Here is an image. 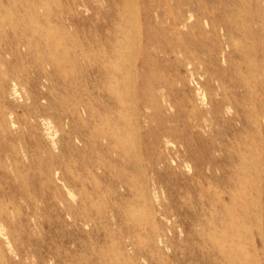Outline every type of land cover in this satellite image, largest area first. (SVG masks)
Masks as SVG:
<instances>
[{
  "label": "rangeland",
  "instance_id": "rangeland-1",
  "mask_svg": "<svg viewBox=\"0 0 264 264\" xmlns=\"http://www.w3.org/2000/svg\"><path fill=\"white\" fill-rule=\"evenodd\" d=\"M141 5L152 23L154 8L168 14L184 7L185 25L166 37L183 39L198 62L189 68L175 57L171 64L160 63L161 74L170 75L168 67L176 66L184 81L177 83L175 106L162 110L165 118L175 114L176 135L152 143L153 164L145 159L139 170L126 158L100 169L90 146V120L71 122L59 113L71 107L75 95L35 68L46 50L60 56L66 45L69 56L60 59L59 71L71 74L79 68L73 51L85 53L87 37L103 31L99 22L119 23L125 11ZM0 9V41L13 31V58L0 54V264H207L211 243L202 240H208V215L176 219L167 186L182 181L176 170L193 175L211 162L230 168L243 152L247 162L259 155L264 189V0H0ZM61 10L72 13L76 30ZM86 97L78 105L84 117V106L90 109ZM179 139L190 145L191 159L171 170V161L183 152ZM200 155L205 163L197 166ZM157 172L165 174L163 183H156ZM250 184L248 193L255 196ZM162 203L168 204L167 214L160 211ZM252 208L249 204V212ZM147 210L151 217L144 215ZM171 222L172 246L160 240L170 235ZM236 223V216L227 217L225 232H236L231 225ZM247 225L231 247L242 253H226L218 264H264L259 228Z\"/></svg>",
  "mask_w": 264,
  "mask_h": 264
},
{
  "label": "bare ground",
  "instance_id": "bare-ground-1",
  "mask_svg": "<svg viewBox=\"0 0 264 264\" xmlns=\"http://www.w3.org/2000/svg\"><path fill=\"white\" fill-rule=\"evenodd\" d=\"M160 7L153 9L156 23H152L149 11L143 5L137 6L133 13L125 11L119 23H114L112 19L98 21L103 31H93L87 37L85 53L82 50L73 51L72 57L78 60L79 68L71 74L65 70L59 71L60 59L69 56L66 45L60 56L51 48L46 50L45 59L40 60L37 65L39 67L35 68L38 75L41 73L49 82H61L65 93L70 90L71 94L75 95L71 107L59 113L61 116H68L71 122L77 119L90 120L93 134L89 140L90 146L97 151L94 164L100 169L107 168L108 164L118 160L125 162L128 158L141 170L143 160L148 159L149 164L154 162L150 157L152 143H160L163 139L171 141L170 136L176 135L178 124L175 114H169L165 118L162 110L165 106L169 109L175 106L173 95L177 83L182 84L184 79L176 66L168 67L170 75L161 74L160 63L171 64L172 58L175 57L181 60V65L189 68L198 60L193 55V47L183 39L169 40L166 37V33H177L180 26L185 25V8L181 7L178 12L167 14ZM59 15L65 16L69 26H72L73 31L76 30L70 11L61 10ZM9 27L13 28V25L10 24ZM6 37L5 41H0V54L8 53L13 58V31ZM51 42L56 44L55 46L60 44L55 37L51 38ZM7 64L11 62L8 61ZM11 72L13 74L12 67ZM48 91L51 92L50 89ZM84 94L90 104L88 110L84 106L86 117L78 110L81 96ZM48 105H51L50 101ZM153 120L156 122L155 128L151 125ZM167 120L173 121V124L167 126ZM157 129L161 130V135L156 132ZM176 142L183 147V152L177 154L179 159L171 161V170L180 168L183 162L191 159L190 145L182 139ZM83 143L85 146L87 141ZM177 151L176 148L175 152ZM237 160V164L230 168L211 162L206 168L207 171L195 172L188 176L181 170H176V177L182 181L178 180L172 188L167 186L173 193L171 200L177 214L176 219L178 216L186 217L189 214L196 217L197 214L208 215V240H202V243H211L210 253L204 257L205 254L199 248V253L207 264H218V258L227 256L226 253L229 257H232L231 254L238 257V254L242 253L238 246L235 252L231 247L239 243L237 237L240 228L248 231L247 222H253L259 228L258 237L264 246V189L261 188L258 169L259 155L247 162L241 152L238 153ZM194 162L200 166L205 163V157L200 155ZM154 179L156 183H163L165 174L157 172ZM247 184L255 188V196L248 193ZM142 196L146 200L149 199L145 192ZM249 204L253 207L251 212L248 210ZM160 211L167 214L168 204L162 203ZM150 213L151 211L147 210L144 215L151 217ZM234 216L237 226L231 225L236 232L227 234L223 227L225 220ZM231 221L233 222V219ZM174 226L175 223L171 222L168 227L170 235H166L165 240L160 239L165 245L172 246V240L176 236ZM180 230L182 231L181 228ZM186 249L185 246V259L190 256ZM173 255L175 256V253Z\"/></svg>",
  "mask_w": 264,
  "mask_h": 264
}]
</instances>
